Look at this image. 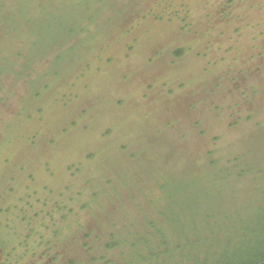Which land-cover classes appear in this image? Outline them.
I'll use <instances>...</instances> for the list:
<instances>
[{
    "label": "rangeland",
    "instance_id": "1",
    "mask_svg": "<svg viewBox=\"0 0 264 264\" xmlns=\"http://www.w3.org/2000/svg\"><path fill=\"white\" fill-rule=\"evenodd\" d=\"M138 1L0 0V264L23 252L30 256L14 264L44 261L45 250L32 249L44 230L25 241L22 196L46 185L75 192L90 174L130 181L147 169L177 179L161 180L165 195L159 184L145 188L137 202L118 185V231L135 223L131 237L155 250L144 216L155 221L145 208L160 201L165 227L183 240L179 258L196 250L203 262L212 250L217 264L264 250V36L253 41L264 34V0H239L243 19L228 30L241 25L243 39L228 31L210 50L208 39L226 33L213 19L227 0H149L142 12ZM181 46L187 56L173 65ZM80 254L72 247L68 262Z\"/></svg>",
    "mask_w": 264,
    "mask_h": 264
},
{
    "label": "trees",
    "instance_id": "2",
    "mask_svg": "<svg viewBox=\"0 0 264 264\" xmlns=\"http://www.w3.org/2000/svg\"><path fill=\"white\" fill-rule=\"evenodd\" d=\"M138 2L140 3L139 6L141 7L140 9L142 12L144 10L143 6L147 5L149 3V0H139ZM240 5L241 2L239 0H227L221 5V11L219 13L220 16H215L213 20L222 23L225 26L224 29L226 30V33L211 36L205 46L206 50L212 49V47L217 42L216 39H220L221 42L222 38H224L226 34H229L228 31H230V33L234 35L232 36L234 39L233 42H238V44H240V41L244 36L243 32L245 28L237 24L235 29L236 31L233 32V29L228 30V26L231 27L236 24L235 19H237V21L243 19V17L241 16L236 17V13L240 11ZM216 10H219V8ZM140 14L138 15L140 16ZM210 18H212V15L209 17V19ZM185 20L186 19H182L181 22H185ZM248 29L252 30L251 26H248ZM252 32H255V30H252ZM263 36L264 34H260L258 37L254 38L253 41H259ZM225 46L226 45H221L220 50L228 53V50H231L230 46H232V43L228 45V48L230 49H226ZM128 49L132 51V48L130 46L128 47ZM233 50H236L238 52L239 47L237 46ZM186 56L187 53L185 51V46H181L178 51H172L171 58L173 59V61L171 62V64L176 65L175 62L178 60H183L184 62ZM203 57L205 58L206 55H204ZM32 65L33 64H31L30 66ZM29 70L30 69H25L24 71H22V73H25ZM209 89L210 88H208L207 90ZM79 173H81L80 170L78 171V174ZM90 176H93L95 178H85L84 188H81V190H77L75 192L73 186H65L64 191H60L58 188H54L53 190L55 191V193H52V187H48L46 185V188H50V191L47 190L46 192H36L32 195L22 196L19 199V202L22 205V210L19 212L18 217V219L20 218L19 223L24 222L26 223V226L29 227V234L25 238V241L29 244V242L34 239V235L36 234L35 232L44 230L42 235L46 237L40 236L42 241L34 242L36 243V246L32 247V249L38 248V250H45L43 252V255L38 251L39 253L37 254V256L42 257L44 261H48V259L52 260L50 263L47 262V264H110V262L111 264L212 263L210 258L214 257L215 254V252H213L212 250L204 251L206 259H204L203 262L202 257H200L201 255H198L196 250H192L190 253L185 255V260L178 257L179 253L182 251L183 240L180 239L181 237L177 232L171 231L173 228L165 227V225L169 222L167 217L168 215L166 214L168 208H165L168 206L165 205L161 207L160 201L156 206V209H153L155 207H153L151 203L145 208L146 210L150 208L153 212L155 210V213H157V218L155 221H149L147 215L144 216L147 227L155 228V231L152 235L154 237L153 240L156 241L154 247L155 250L150 249L149 239L147 237H131L135 234V229L138 228L135 226V223L132 224V226L128 223V226H130L128 228L134 229L131 232H120L116 229L118 226L116 221L118 222L119 219H122V217L124 216L117 213H122V204H124L122 192L119 188H117L118 185L126 188L125 190L127 191V195L130 196L132 202H137L136 200L132 199H134V197H140L142 201L146 200V194L144 193V191L145 188L147 190H150L149 187L151 185H161V193L163 192L165 195L166 185L161 180L177 179L176 176L166 177L164 174H154L152 170L148 169L144 170L142 174L136 175L135 178L130 181L119 180L118 183L116 182L117 176L114 173H106L103 176L98 177L92 174H90ZM135 191L136 193H134ZM37 193L42 194L41 196H39V194ZM73 193L74 195H72ZM150 194L152 195V193ZM113 198H116L118 201L116 203L115 200V205L111 204ZM103 201L111 202L108 203L110 204V206L107 205L108 207H104L109 210L108 213L106 211H103L104 208L102 204H105ZM112 208L114 210H112ZM94 209L103 211L99 216L100 218L96 217L93 214L92 211ZM85 212L92 213L93 217L91 218L92 220H90V222L84 223L83 221H81V215H84ZM109 212H116V215L119 217L118 220H116V218H113L111 215L112 213ZM101 216L105 220L102 219V221H100ZM60 224H62L63 226H61ZM68 233L69 236L67 238L64 235H67ZM100 233H103L104 235L100 236ZM125 233L127 234V236H130V238H127ZM123 234L125 236H123ZM37 235L39 236L38 233ZM50 236L53 237V239H55L56 241L54 242L46 240ZM63 236L64 238H62ZM18 243L21 245V247L15 248L18 250H25L23 239L21 240V242L18 241ZM140 243H142V248L139 247ZM171 243L173 244L171 245ZM9 246L13 248L14 251L16 250L13 247L12 243ZM74 246H77V249L79 247V253L81 254L78 255L77 262H68L67 256L70 255V251ZM127 248L129 252H125ZM110 252L117 254L119 256V260L118 257L117 261L110 260L108 255V253ZM147 252H149V254L145 258L144 255ZM142 253L144 255H142ZM11 255L13 258L14 253L11 254L9 252L8 256L10 257ZM26 256H30V253L23 252L18 256L19 259L14 257L12 261L9 262V264H14V260L19 262ZM122 261H125V263H123ZM217 264H264V250L255 253L251 258L246 255V253H242L237 255L233 261L221 260L218 261Z\"/></svg>",
    "mask_w": 264,
    "mask_h": 264
},
{
    "label": "flooded vegetation",
    "instance_id": "3",
    "mask_svg": "<svg viewBox=\"0 0 264 264\" xmlns=\"http://www.w3.org/2000/svg\"><path fill=\"white\" fill-rule=\"evenodd\" d=\"M3 262H4V261H2L1 263H2V264H9V263H3ZM43 263H44V261H43ZM43 263H42V264H43Z\"/></svg>",
    "mask_w": 264,
    "mask_h": 264
}]
</instances>
